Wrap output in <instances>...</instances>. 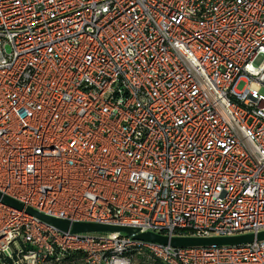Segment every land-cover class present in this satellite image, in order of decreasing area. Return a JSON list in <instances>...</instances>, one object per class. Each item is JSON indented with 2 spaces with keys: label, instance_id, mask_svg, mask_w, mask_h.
Instances as JSON below:
<instances>
[{
  "label": "built area",
  "instance_id": "obj_1",
  "mask_svg": "<svg viewBox=\"0 0 264 264\" xmlns=\"http://www.w3.org/2000/svg\"><path fill=\"white\" fill-rule=\"evenodd\" d=\"M0 193L168 237L263 232L264 0H0ZM0 264H264V241L61 233L0 203Z\"/></svg>",
  "mask_w": 264,
  "mask_h": 264
},
{
  "label": "water",
  "instance_id": "obj_2",
  "mask_svg": "<svg viewBox=\"0 0 264 264\" xmlns=\"http://www.w3.org/2000/svg\"><path fill=\"white\" fill-rule=\"evenodd\" d=\"M0 203L17 211L25 210V213L40 223L53 228L61 233H100V234H119L134 240L144 241L148 243L170 245L174 248H192V247H237L251 244L255 241H264V231L257 234H245L239 236L228 237H191L177 236L168 237L155 234L150 231H142L139 228L107 224L71 221L67 219H58L42 214L24 204L0 193Z\"/></svg>",
  "mask_w": 264,
  "mask_h": 264
},
{
  "label": "rangeland",
  "instance_id": "obj_3",
  "mask_svg": "<svg viewBox=\"0 0 264 264\" xmlns=\"http://www.w3.org/2000/svg\"><path fill=\"white\" fill-rule=\"evenodd\" d=\"M260 62H261V58H259V59L257 60L256 64H259ZM242 87H243V85H241V86L239 87V89H242ZM94 235H96V236H101V235H103V234L96 233V234H94Z\"/></svg>",
  "mask_w": 264,
  "mask_h": 264
}]
</instances>
